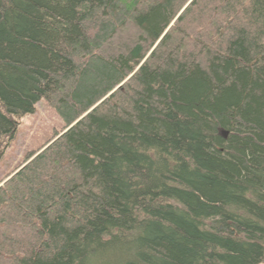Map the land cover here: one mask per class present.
<instances>
[{
  "label": "trees",
  "instance_id": "1",
  "mask_svg": "<svg viewBox=\"0 0 264 264\" xmlns=\"http://www.w3.org/2000/svg\"><path fill=\"white\" fill-rule=\"evenodd\" d=\"M0 264H264V0H0Z\"/></svg>",
  "mask_w": 264,
  "mask_h": 264
},
{
  "label": "rangeland",
  "instance_id": "2",
  "mask_svg": "<svg viewBox=\"0 0 264 264\" xmlns=\"http://www.w3.org/2000/svg\"><path fill=\"white\" fill-rule=\"evenodd\" d=\"M63 128V123L55 111L45 101H39L33 114L19 120L17 131L2 154L0 185L20 167L28 154L40 150Z\"/></svg>",
  "mask_w": 264,
  "mask_h": 264
}]
</instances>
